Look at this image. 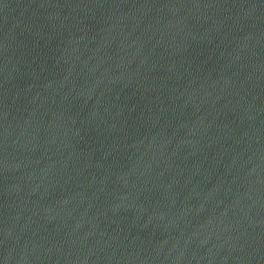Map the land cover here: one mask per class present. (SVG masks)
I'll list each match as a JSON object with an SVG mask.
<instances>
[{
  "label": "water",
  "instance_id": "1",
  "mask_svg": "<svg viewBox=\"0 0 264 264\" xmlns=\"http://www.w3.org/2000/svg\"><path fill=\"white\" fill-rule=\"evenodd\" d=\"M264 78V0H0V108L114 107Z\"/></svg>",
  "mask_w": 264,
  "mask_h": 264
}]
</instances>
